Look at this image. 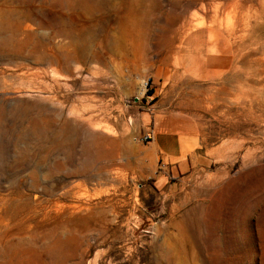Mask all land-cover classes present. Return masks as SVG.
I'll use <instances>...</instances> for the list:
<instances>
[{
    "label": "rangeland",
    "instance_id": "obj_1",
    "mask_svg": "<svg viewBox=\"0 0 264 264\" xmlns=\"http://www.w3.org/2000/svg\"><path fill=\"white\" fill-rule=\"evenodd\" d=\"M263 59L264 0H0V264H264Z\"/></svg>",
    "mask_w": 264,
    "mask_h": 264
},
{
    "label": "crops",
    "instance_id": "obj_2",
    "mask_svg": "<svg viewBox=\"0 0 264 264\" xmlns=\"http://www.w3.org/2000/svg\"><path fill=\"white\" fill-rule=\"evenodd\" d=\"M207 33L209 34V36L210 35H215V33H219V32H213V33H211L210 31H209V29L208 30H205L204 32L202 31V32H200V34H199V32H198V34L196 35V37H199V36H205V35H207ZM220 38H222V39H227V37L226 36H222V35H220V33H219V35H218ZM193 39V38H192ZM192 39H191V41H192ZM203 46H206V47H209V49L211 48V43H210V41H206V42H203V43H201ZM205 47V48H206ZM185 140L183 139V138H175V137H171V145L172 146H175V147H180L181 149H187L186 150V153L188 152L189 153V150L188 149H190V145H188V143L187 144H185ZM186 146H187V148H186Z\"/></svg>",
    "mask_w": 264,
    "mask_h": 264
},
{
    "label": "bare ground",
    "instance_id": "obj_3",
    "mask_svg": "<svg viewBox=\"0 0 264 264\" xmlns=\"http://www.w3.org/2000/svg\"><path fill=\"white\" fill-rule=\"evenodd\" d=\"M17 25H19V24H17ZM200 26H201V24H198V28H200ZM209 31H210L211 33H213V32H219L220 29H219V28H216V27H211V28L209 29ZM209 37L212 38V35H210ZM263 62H264V59H263ZM79 209H81V208H79ZM59 248H60V247H59Z\"/></svg>",
    "mask_w": 264,
    "mask_h": 264
}]
</instances>
